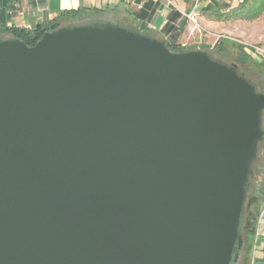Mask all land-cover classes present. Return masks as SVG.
Here are the masks:
<instances>
[{"label": "water", "instance_id": "water-1", "mask_svg": "<svg viewBox=\"0 0 264 264\" xmlns=\"http://www.w3.org/2000/svg\"><path fill=\"white\" fill-rule=\"evenodd\" d=\"M264 92L120 22L0 36V264H233Z\"/></svg>", "mask_w": 264, "mask_h": 264}, {"label": "crops", "instance_id": "crops-1", "mask_svg": "<svg viewBox=\"0 0 264 264\" xmlns=\"http://www.w3.org/2000/svg\"><path fill=\"white\" fill-rule=\"evenodd\" d=\"M199 0H0V32L11 26L33 28L48 22L66 9L88 10L95 18L132 26L142 32H154L161 39L182 45L188 25L185 13L200 7L206 13L214 0L203 5ZM221 1V0H218ZM201 3V4H200ZM200 4V5H198ZM203 5V6H202ZM207 14V13H206ZM105 18V20H104ZM186 24L183 26V23ZM249 264H264V202L259 210Z\"/></svg>", "mask_w": 264, "mask_h": 264}, {"label": "rangeland", "instance_id": "rangeland-1", "mask_svg": "<svg viewBox=\"0 0 264 264\" xmlns=\"http://www.w3.org/2000/svg\"><path fill=\"white\" fill-rule=\"evenodd\" d=\"M199 1H204V5L208 0ZM221 2L224 5L222 11L230 12L234 8L241 7L244 0H221ZM255 2H260V0H249L247 7L253 8ZM255 13L256 16L253 19L233 18L218 21L207 15L200 7L197 22L188 19V25L181 40L182 48L206 50L213 57L228 64H238L240 71L260 91L264 92V53L262 52L264 48V6ZM91 20L99 19L87 13L78 19H68L63 24L72 25ZM108 21L116 23V19L113 18ZM156 36L159 37L157 34ZM254 171L249 185V193H260V196L264 191V141L261 143ZM252 207L254 208V206Z\"/></svg>", "mask_w": 264, "mask_h": 264}, {"label": "trees", "instance_id": "trees-1", "mask_svg": "<svg viewBox=\"0 0 264 264\" xmlns=\"http://www.w3.org/2000/svg\"><path fill=\"white\" fill-rule=\"evenodd\" d=\"M248 2L249 0H244V2H242L241 4V7L234 8L230 12L229 11L223 12L222 11V7L224 6L222 5L223 3L221 1L214 0V3L208 7L206 13L207 15L211 16L213 19L218 21L231 20L233 18L253 19L254 16H256L255 12L264 6V0H260V2H255L253 8L247 7ZM90 11L99 12V9L96 8L93 10H88L86 8L66 9L63 10L56 18L45 23H40L33 28H25L19 26L8 27L0 32V36L1 35L13 36L25 41L29 46H32L39 41V39L43 36L45 32L54 30L61 26H65V24H63L64 21L68 19H78L84 14L87 13L89 14ZM94 21L95 20L78 22V23H86V22L89 23ZM185 24L186 21L183 23V26ZM135 29L140 31L137 28ZM144 33L157 37L154 32H144ZM164 41L173 51L186 50L183 49L182 45L179 43L168 42L166 40ZM259 194H254V193L248 194L240 224V231L243 236V246L241 248H236L235 252L239 253V260L237 262H234L233 264H249V259L251 257V251H252L253 237L256 232V226L259 218V210L261 204L264 202V191L260 196ZM252 206H254V208Z\"/></svg>", "mask_w": 264, "mask_h": 264}, {"label": "built area", "instance_id": "built-area-1", "mask_svg": "<svg viewBox=\"0 0 264 264\" xmlns=\"http://www.w3.org/2000/svg\"><path fill=\"white\" fill-rule=\"evenodd\" d=\"M186 17L190 19L192 22H197V12H196V7L191 9L190 11L185 13ZM262 52L264 53V48L262 49Z\"/></svg>", "mask_w": 264, "mask_h": 264}, {"label": "flooded vegetation", "instance_id": "flooded-vegetation-1", "mask_svg": "<svg viewBox=\"0 0 264 264\" xmlns=\"http://www.w3.org/2000/svg\"><path fill=\"white\" fill-rule=\"evenodd\" d=\"M244 74V73H243Z\"/></svg>", "mask_w": 264, "mask_h": 264}]
</instances>
